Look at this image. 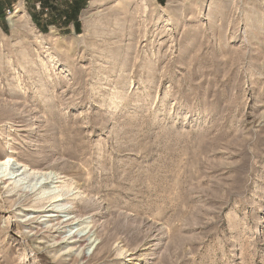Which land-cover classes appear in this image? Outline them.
Instances as JSON below:
<instances>
[{"label":"rangeland","instance_id":"rangeland-1","mask_svg":"<svg viewBox=\"0 0 264 264\" xmlns=\"http://www.w3.org/2000/svg\"><path fill=\"white\" fill-rule=\"evenodd\" d=\"M10 153L0 264H264V0H0Z\"/></svg>","mask_w":264,"mask_h":264},{"label":"bare ground","instance_id":"bare-ground-1","mask_svg":"<svg viewBox=\"0 0 264 264\" xmlns=\"http://www.w3.org/2000/svg\"><path fill=\"white\" fill-rule=\"evenodd\" d=\"M13 26V22H10V27ZM29 178H31L32 181H29ZM58 183L60 184L57 185ZM65 187L67 188L63 181L57 180L51 172H43L40 169H32L31 167L27 169L24 164L17 161L16 158L14 159L12 153L0 159V191L7 193L20 189L24 193L31 192L35 196H38L39 199L47 200L48 203L53 205L63 201ZM55 207L56 206H53V209ZM83 231V229L74 230V228L68 231H56L53 236V245L60 247L62 246L61 242H65V244H67L66 246L72 244V246L70 245L67 249L69 253L78 245L79 241H77L76 238ZM89 240L91 239L89 238ZM80 245L78 246L79 248Z\"/></svg>","mask_w":264,"mask_h":264},{"label":"crops","instance_id":"crops-1","mask_svg":"<svg viewBox=\"0 0 264 264\" xmlns=\"http://www.w3.org/2000/svg\"><path fill=\"white\" fill-rule=\"evenodd\" d=\"M16 12H17V10H16Z\"/></svg>","mask_w":264,"mask_h":264}]
</instances>
